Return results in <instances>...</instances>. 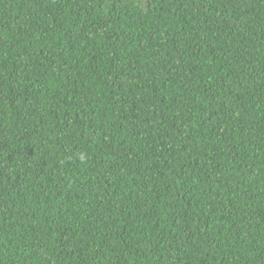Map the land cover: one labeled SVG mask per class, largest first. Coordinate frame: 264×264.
Returning a JSON list of instances; mask_svg holds the SVG:
<instances>
[{"label":"trees","instance_id":"trees-1","mask_svg":"<svg viewBox=\"0 0 264 264\" xmlns=\"http://www.w3.org/2000/svg\"><path fill=\"white\" fill-rule=\"evenodd\" d=\"M0 264H264V0H0Z\"/></svg>","mask_w":264,"mask_h":264}]
</instances>
